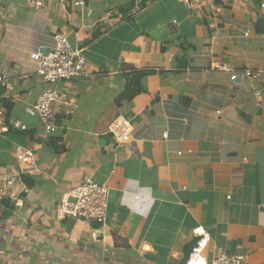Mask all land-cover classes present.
I'll return each mask as SVG.
<instances>
[{
  "label": "crops",
  "instance_id": "0c3cea01",
  "mask_svg": "<svg viewBox=\"0 0 264 264\" xmlns=\"http://www.w3.org/2000/svg\"><path fill=\"white\" fill-rule=\"evenodd\" d=\"M130 4L95 0L81 13L54 0L39 12L0 0V76L15 84L4 102L10 122L28 127L0 134V174L18 170L17 146L31 148L39 168L24 177V208L0 213V264H185L200 226L210 260L264 264V75L230 81L233 71L264 72V0H210L193 11L148 0L134 15ZM60 32L90 74L55 86L65 97L47 137L28 112L48 88L33 55ZM130 81L144 92L118 106ZM118 119L133 126V145L109 133ZM87 179L109 190L103 226L59 212Z\"/></svg>",
  "mask_w": 264,
  "mask_h": 264
},
{
  "label": "built area",
  "instance_id": "2783aa9c",
  "mask_svg": "<svg viewBox=\"0 0 264 264\" xmlns=\"http://www.w3.org/2000/svg\"><path fill=\"white\" fill-rule=\"evenodd\" d=\"M54 0H24L26 6L39 12L46 11ZM62 8L71 5L83 13L90 2L95 0H57ZM210 0H178L189 11L197 7L206 6ZM264 7V6H262ZM220 12L219 9L216 10ZM36 62V75L47 84L36 103L28 110L29 114L36 118L44 129L45 136H54L59 127L57 125L58 112L56 104L64 101V95L55 88L60 82H70L78 78L88 77L87 58L79 48H73L68 35L60 32L54 36V46L49 52L33 55ZM232 71L231 68L228 69ZM264 72L252 70L233 71L231 85L237 87L240 82L252 79L258 81ZM15 91L12 77L4 74L0 76V103L10 100ZM17 130L27 131L28 127L20 121L12 123ZM9 125L6 121L5 110L0 106V134L8 133ZM109 133L119 145L135 143L134 128L128 120L118 119L114 121ZM167 139V134L163 136ZM17 171H5L0 174V201H8L15 212L24 208L21 196L24 194V177L39 171L35 154L31 148L17 146L15 149ZM23 187V189H22ZM109 190L94 180L87 179L80 183L69 193L64 194L59 212L65 218L97 224L103 226L107 222L109 207ZM230 199V198H229ZM194 236L198 239L186 260L185 264H244L242 255L220 254L210 260L206 252L211 242V235L206 228L200 226L194 230Z\"/></svg>",
  "mask_w": 264,
  "mask_h": 264
},
{
  "label": "trees",
  "instance_id": "16d2710c",
  "mask_svg": "<svg viewBox=\"0 0 264 264\" xmlns=\"http://www.w3.org/2000/svg\"><path fill=\"white\" fill-rule=\"evenodd\" d=\"M131 1V4L129 5V7H127V9H130L132 10L134 14H136L137 12L141 11L142 9H144L148 3V0H130ZM125 11V9H124ZM120 22L122 21L121 17H114L112 18L111 20H109V22ZM164 50L163 48L161 49V51ZM153 72H145V73H140L139 76L141 77H144V76H147L149 74H151ZM144 92L143 90V87L139 84V83H134L133 81H130L128 82L127 86H126V89H125V93L118 98L117 100V104L118 106H120L121 102L125 99H129V100H132L135 96L139 95V94H142ZM0 106L6 111V121L9 125V131L8 135H11V134H16V135H19V136H24L26 134L25 131H15L14 128L12 127V123L10 122V116H11V111L13 110V107L12 105L8 104V103H5V102H2L0 103ZM6 207L8 210H11L13 209V206L11 205L10 202L8 201H2L0 202V213L2 212L3 208ZM6 216L9 214V212H6ZM4 218L3 216H0V220ZM191 252L188 253V257L190 255Z\"/></svg>",
  "mask_w": 264,
  "mask_h": 264
},
{
  "label": "water",
  "instance_id": "95a60500",
  "mask_svg": "<svg viewBox=\"0 0 264 264\" xmlns=\"http://www.w3.org/2000/svg\"><path fill=\"white\" fill-rule=\"evenodd\" d=\"M257 27L264 30V15L261 18H259L258 23H257Z\"/></svg>",
  "mask_w": 264,
  "mask_h": 264
},
{
  "label": "rangeland",
  "instance_id": "374dc122",
  "mask_svg": "<svg viewBox=\"0 0 264 264\" xmlns=\"http://www.w3.org/2000/svg\"><path fill=\"white\" fill-rule=\"evenodd\" d=\"M48 87V86H47ZM0 147H1V143H0Z\"/></svg>",
  "mask_w": 264,
  "mask_h": 264
}]
</instances>
